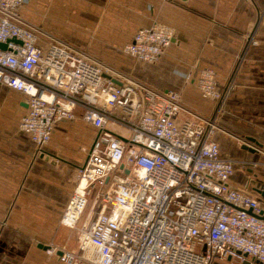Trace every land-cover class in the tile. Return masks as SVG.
I'll list each match as a JSON object with an SVG mask.
<instances>
[{
    "label": "built area",
    "instance_id": "built-area-1",
    "mask_svg": "<svg viewBox=\"0 0 264 264\" xmlns=\"http://www.w3.org/2000/svg\"><path fill=\"white\" fill-rule=\"evenodd\" d=\"M23 3L0 0V85L24 95L19 129L38 149L62 119L97 129L60 219L76 231V248L51 243L46 252L65 264H264V200L230 183L235 162L213 139L214 118L49 37L22 18ZM173 38L154 23L123 51L152 63ZM197 85L220 107L213 70H201Z\"/></svg>",
    "mask_w": 264,
    "mask_h": 264
},
{
    "label": "crops",
    "instance_id": "crops-1",
    "mask_svg": "<svg viewBox=\"0 0 264 264\" xmlns=\"http://www.w3.org/2000/svg\"><path fill=\"white\" fill-rule=\"evenodd\" d=\"M20 15L32 25L51 21L61 40L78 48L109 60L118 54L124 75L156 91L175 90L190 114L214 118L213 139L235 162L230 183L264 200L254 190L264 185V0H24ZM154 23L174 30L159 59L126 54L136 31ZM203 69L214 71L225 92L220 107L201 96ZM26 112L24 95L0 85V264H65L44 246L57 240L76 248L60 219L97 129L80 117L62 119L38 149L19 129Z\"/></svg>",
    "mask_w": 264,
    "mask_h": 264
},
{
    "label": "rangeland",
    "instance_id": "rangeland-1",
    "mask_svg": "<svg viewBox=\"0 0 264 264\" xmlns=\"http://www.w3.org/2000/svg\"><path fill=\"white\" fill-rule=\"evenodd\" d=\"M51 21L49 20H45V19H41V20H37L35 21L34 25L35 27H37L38 29H40L42 32H44L45 34H47L49 37H53L55 39H59L61 40V38H63L61 35H57V30L54 29L51 24H50ZM56 23V22H54ZM58 24V23H56ZM32 25V24H31ZM57 26V25H56ZM61 26V25H60ZM74 26L71 25V28H73ZM61 36V37H60ZM63 41V40H62ZM76 47V46H75ZM78 48V47H77ZM83 51H85L86 53L90 54L92 57H94L95 59L99 60L100 62H102L104 65L110 67L111 69H113L114 71H117V72H121L123 74V72L120 70V68L116 67V63L115 61L116 60H119V56L118 54L115 53L114 55V58H117V59H111V60H115L114 63L109 60L108 58H105L104 57V54H98V53H94L92 51H88L86 49H82V48H79ZM71 231H73V234H74V237H76V231L73 230V229H70ZM68 239H66L67 241ZM53 244L57 245V246H60L59 243L57 242V240H53ZM65 246L67 247V243L65 244Z\"/></svg>",
    "mask_w": 264,
    "mask_h": 264
},
{
    "label": "water",
    "instance_id": "water-1",
    "mask_svg": "<svg viewBox=\"0 0 264 264\" xmlns=\"http://www.w3.org/2000/svg\"><path fill=\"white\" fill-rule=\"evenodd\" d=\"M6 45L5 44H1L0 43V48H5ZM117 82V81H116ZM252 151V150H250ZM254 190L261 196L264 198V185H260V183H257ZM250 212V211H248ZM48 246H44V248L46 249ZM246 256V255H245ZM244 264H254V263H251L250 261H248L247 259L244 261Z\"/></svg>",
    "mask_w": 264,
    "mask_h": 264
}]
</instances>
